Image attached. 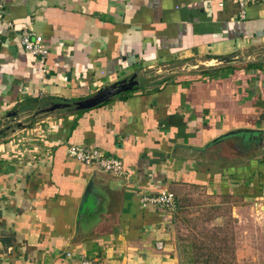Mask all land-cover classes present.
<instances>
[{
  "label": "crops",
  "instance_id": "obj_1",
  "mask_svg": "<svg viewBox=\"0 0 264 264\" xmlns=\"http://www.w3.org/2000/svg\"><path fill=\"white\" fill-rule=\"evenodd\" d=\"M0 4V264H176L173 214L142 209L140 193L264 208V2L243 18L235 0ZM22 29L47 47L46 74ZM235 54L246 61L209 64ZM135 72L140 86L106 103L34 120ZM75 146L117 158L125 177L68 159Z\"/></svg>",
  "mask_w": 264,
  "mask_h": 264
},
{
  "label": "rangeland",
  "instance_id": "obj_2",
  "mask_svg": "<svg viewBox=\"0 0 264 264\" xmlns=\"http://www.w3.org/2000/svg\"><path fill=\"white\" fill-rule=\"evenodd\" d=\"M47 115L53 120L58 112L42 114L34 120ZM8 123L12 125L9 121L4 125ZM173 195L176 264H257L264 260V208L203 190L185 189Z\"/></svg>",
  "mask_w": 264,
  "mask_h": 264
},
{
  "label": "built area",
  "instance_id": "obj_3",
  "mask_svg": "<svg viewBox=\"0 0 264 264\" xmlns=\"http://www.w3.org/2000/svg\"><path fill=\"white\" fill-rule=\"evenodd\" d=\"M264 0H235L239 7V18H243V8ZM220 5V4H219ZM2 5L0 4V20L3 19ZM8 29L12 30V24L5 22ZM17 40L22 50L30 57L34 58L39 66L41 75L47 73L46 57L47 47L44 45L40 35L29 30L22 29L17 34ZM68 159L77 162L84 168L99 171L115 178H124L125 171L122 163L115 157L108 156L93 148L69 147L66 150ZM138 204L142 209L159 210L168 215L174 214L176 210L175 197L172 192L160 190L156 193H140L138 195ZM73 264H95L93 260L81 258Z\"/></svg>",
  "mask_w": 264,
  "mask_h": 264
},
{
  "label": "water",
  "instance_id": "obj_4",
  "mask_svg": "<svg viewBox=\"0 0 264 264\" xmlns=\"http://www.w3.org/2000/svg\"><path fill=\"white\" fill-rule=\"evenodd\" d=\"M259 59L264 60V56L260 57ZM246 61L243 57L239 56L238 54L230 55L226 57L221 58H214L211 59L209 64L212 65H229V64H237L242 63ZM196 66H186L184 69H195ZM140 86V79L139 75L135 72L129 75L128 77H125L123 79H120L101 90L87 96L86 98L79 100V101H66V100H60L51 103L47 108H44L40 111V113H51L58 110H65V109H72L74 111H85L90 110L98 105H101L103 103H106L110 101L115 96L129 92L137 87ZM6 117H16V112H10L6 115ZM17 127H21V124L19 122L16 123ZM23 127V126H22ZM2 131H0L1 133ZM246 130H239V131H232L228 135H236L238 133H244ZM243 140V139H242Z\"/></svg>",
  "mask_w": 264,
  "mask_h": 264
},
{
  "label": "trees",
  "instance_id": "obj_5",
  "mask_svg": "<svg viewBox=\"0 0 264 264\" xmlns=\"http://www.w3.org/2000/svg\"><path fill=\"white\" fill-rule=\"evenodd\" d=\"M57 101H60V100H57Z\"/></svg>",
  "mask_w": 264,
  "mask_h": 264
}]
</instances>
